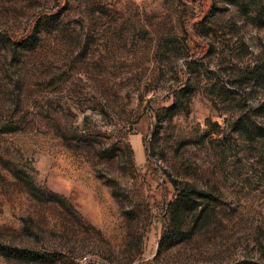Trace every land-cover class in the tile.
Segmentation results:
<instances>
[{"label":"rangeland","instance_id":"rangeland-1","mask_svg":"<svg viewBox=\"0 0 264 264\" xmlns=\"http://www.w3.org/2000/svg\"><path fill=\"white\" fill-rule=\"evenodd\" d=\"M0 247L264 264V24L219 0H0Z\"/></svg>","mask_w":264,"mask_h":264},{"label":"trees","instance_id":"trees-1","mask_svg":"<svg viewBox=\"0 0 264 264\" xmlns=\"http://www.w3.org/2000/svg\"><path fill=\"white\" fill-rule=\"evenodd\" d=\"M225 3L226 5H231L236 7L244 16H246L251 21H258L259 23L264 24V0H219ZM36 32L34 31L25 39L19 41L15 44H25L32 43L34 40V36ZM174 183V182H173ZM195 194L194 190L191 189H183L179 196L175 199V205L173 204L174 210L183 209L190 206L192 203V196ZM172 206V205H171ZM176 211L174 216H176ZM185 211V210H184ZM12 252L6 247H0V254L9 256ZM27 257V256H23ZM30 257V256H29Z\"/></svg>","mask_w":264,"mask_h":264}]
</instances>
